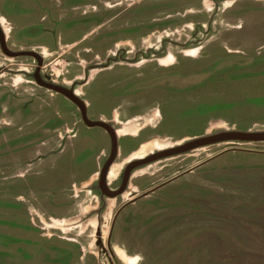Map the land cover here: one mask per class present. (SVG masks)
Instances as JSON below:
<instances>
[{"label":"rangeland","instance_id":"rangeland-1","mask_svg":"<svg viewBox=\"0 0 264 264\" xmlns=\"http://www.w3.org/2000/svg\"><path fill=\"white\" fill-rule=\"evenodd\" d=\"M45 1L0 0L5 47L39 59L38 66L32 57L0 52L1 136L34 131L29 155H13L20 143L2 150L0 264H264V142L215 144L145 169L149 180L159 179L148 206L161 207V217L174 218V226L164 232L155 219L124 229L115 221L112 239L127 254L116 249L112 255L106 243L113 201L95 188L107 138L101 129L78 126L75 106L31 78L36 70L42 81L72 89L90 118L111 109L121 114L129 93L146 91L145 108L128 114L145 111L132 120L139 136L116 142L117 171L108 177L113 187L133 157L122 158L149 140L154 143L137 154L202 134L264 131V0H223L218 10L212 0H82L78 9L59 8L64 19L53 29ZM166 15L174 16L176 28L162 21ZM196 23L209 28L203 32ZM168 39L193 43L168 46L166 56H180V64L165 60L168 67L155 72L168 76L147 86H135L131 71L104 64L138 48L149 52L140 57L151 56ZM133 42H139L135 48ZM11 106L18 110L12 117ZM140 175L133 173L130 189L145 181Z\"/></svg>","mask_w":264,"mask_h":264},{"label":"flooded vegetation","instance_id":"flooded-vegetation-1","mask_svg":"<svg viewBox=\"0 0 264 264\" xmlns=\"http://www.w3.org/2000/svg\"><path fill=\"white\" fill-rule=\"evenodd\" d=\"M80 1H82V0H75V2H73V0H58L57 5H52L51 0H46L45 1L46 2L45 14H46V19H47V26L51 29L59 26L60 22H62V20L64 19V18L59 17V14H58V12L60 10L59 8L67 7V6L71 5L70 10L78 9V7H82L81 4L78 5V3ZM195 1H196V5L197 4L202 5V1L204 2L205 0H194L193 3H195ZM209 1H211V0H209ZM96 3L99 4L100 2L97 1ZM222 3H223V0H212L211 4L214 6L212 9L218 10L217 7H219ZM72 4L74 5V7H72ZM113 6L114 5H112V7ZM190 11L191 10H187L186 12H190ZM191 12H193V11H191ZM196 12L198 14H200L199 11H196ZM175 16H176V14H175ZM173 17L174 16H167L166 15V17L162 21L164 22V20L170 19V20H167V22H170L171 23L170 27L173 28V27H175V24H173V23H175L174 22L175 20ZM196 25L201 27L203 32H205L207 30V28H209V27L204 26L200 23H196ZM205 28H206V30H205ZM193 31H194V28H192V32ZM158 32H163V27ZM108 37H110L109 33H107V35H105V38L102 42L104 43ZM168 40L170 42H165V41L159 42L157 47L153 48V49H155L154 50L155 52L151 56L146 57V55H145V56L140 57L141 55L148 54L149 52H148V50L141 51L138 48L134 52V56H131L129 58H126V57L121 58L119 56L115 57L113 55L111 59H106L104 61V64H106V66H108V64H110V63H113L114 65L116 64L115 67L111 66V67H109V69L122 68L124 70L131 71V73H130L131 77H132L131 82L136 83L135 86H137V87H140L141 85L147 86L150 83H152V82H148V81H151L153 78L160 77L159 75H162V74L167 75L165 73L161 74V73L155 72L156 69L159 70L160 68L168 67L164 63L165 60L171 59V61H172L171 65H179L180 64L177 60V58L180 56H169V58L166 56V54H167L166 49L168 46L177 48L178 47L177 43H178L184 48V46H191L193 43V42H180L179 43L177 40H173V41L171 39H168ZM192 41H194V40L192 39ZM138 43L139 42H133L131 44L132 48H135L134 46H136V44H138ZM147 49H150V47ZM123 53L125 54V52H123ZM140 59L142 61H140ZM117 60H123L124 62L123 63H117ZM102 69H107V68L102 67ZM87 71H89V70H87ZM172 75L173 74H171L169 76L173 77ZM175 75H177V74H175ZM145 92L146 91L142 92L140 90V92H134L135 94L129 93V98L127 100H125L126 101L125 107L123 106V110H121V114H120V118H121L122 122L132 121L136 117L135 116L134 117H128V116H130L128 114L137 112L141 108H145V106H143V98H142V96L144 95ZM140 93H141V97H138ZM78 100L82 102V105H80V107L77 108L75 106L76 111H77L78 126H83L85 128H88L83 123V120L86 119V120L91 121V122L98 121V122H102L104 124H107L108 127L111 128L112 131L114 132V126L116 124L122 123V122H118L117 120H115L114 114H113L114 113L113 109H111V111H109V113H107V114H101L100 113V114H96L95 116H93V118H90V115L88 114V111H87L88 105L84 102L83 99L78 98ZM14 107L15 106H11L9 108V111H8V113L10 114L11 117H12V115H14L18 111L17 109H14ZM24 108L28 109V105L25 106ZM145 110H147V109H145ZM144 112L141 113V115L138 114L136 119H140V118H142L143 115H146ZM156 115L158 116V118L160 117L158 112ZM133 123H134L133 125H138L136 122H133ZM93 128L101 129L103 131L105 137L107 138V141H108V146H107L106 151L105 152L102 151L101 155H100L103 159H102V161L98 167V174L97 175H99L100 170L102 169V167L104 166L105 162L108 160V158L110 157V154H111V142H110V136H111L110 133L111 132L109 130H105V129L99 128V127H93ZM139 132H140V130L137 132L136 135H134V137H138ZM32 134H34L33 129L31 130V133H29L27 131L21 137H13L12 138V136H11L10 138L6 139V138L2 137L1 133H0V159L3 157L2 150L6 149L9 144L16 145V144L20 143L18 150L21 151L20 154L11 152L9 155L12 156L13 153H14L13 155H20L21 157L29 155V145L32 142L30 143L28 141L30 139V135H32ZM199 136H201V135H199ZM21 141H23V142L25 141L27 143L24 144ZM182 142H184V141H180L178 143L180 144ZM178 143L174 142L171 146H169L167 148L158 149L157 151L165 150V149L174 147ZM155 152H152V153H155ZM152 153H150V154H152ZM148 155H146V156H148ZM146 156H142L141 158H137V159L135 157H133L131 160H128V162L125 163L120 168L119 172L116 174V176L113 180L116 183L113 187H109L111 182L108 181V174H109V171L112 169L113 164L117 158L116 155L114 156V159L112 160L111 165L108 168V170L105 172L104 176H102L101 179H99L97 176V178L95 179V188H96V191L98 192L99 196L101 198H108V199L113 201L114 210L110 214L109 228H108V234H107V243H106V248L108 249V251L110 253H112V255L115 254L114 250L112 249V246H111L112 243L114 242L112 237H113V226H114L115 221L117 222V221L122 220L124 222V224H123L124 229H126L129 226L134 225V224H139V225L151 224V225H154L153 221H155V219L162 220V222L164 223L163 228L165 227L164 232L167 231L168 225L174 226V225H172L174 218H172V217H161L162 216V213H161L162 208L161 207L153 206V205H151L152 203H150V205L148 206V202H146V199L148 198L149 194L152 193V191H154V190H151L152 185H155L154 182H158L159 179L149 180L148 177L152 176V174H150V175L145 174L144 170L149 169V168H151V166H154V165L159 164L161 162L174 160V159L181 157V156H184V157L188 156L189 157V154L185 153V154L176 155V156H168V157L158 158V159H155L154 161L148 162L147 164H144V165L136 166L133 168L127 167V165L130 162L138 161L140 159H143ZM166 165L167 164H162L161 166L164 167ZM5 167L6 166L0 164V170H2ZM126 168H127V170H126ZM137 171L139 173L142 172V175H140V176L142 178H145V181L139 182V184L136 185V187L130 189L129 186H130V183L132 180V175L134 172H137ZM166 181L164 180L163 182H166ZM161 183H162V181H161ZM161 183H158L157 185H159V186H157V187H161ZM111 195H113V196H111ZM124 195H125V197L126 196L127 197L124 198ZM107 196H111V197L109 198ZM156 224H158V223L156 222ZM154 230H155V234H159V235L161 234L160 228H159V232L156 229H154ZM121 253L124 255L127 254L126 250H124V249Z\"/></svg>","mask_w":264,"mask_h":264},{"label":"water","instance_id":"water-1","mask_svg":"<svg viewBox=\"0 0 264 264\" xmlns=\"http://www.w3.org/2000/svg\"><path fill=\"white\" fill-rule=\"evenodd\" d=\"M0 52L7 58H18V57H32L37 65L39 66V59L36 57V55L33 52L30 51H17V52H11L9 51L5 45H4V38L2 31L0 30ZM32 80L34 84L42 89L48 90L50 92H53L57 95L62 96L65 98L68 102L76 106L77 108L82 105V102L76 98L75 94L73 93L72 89H65L56 85H53L51 83H47L42 81L39 78V75L36 70H34V73L32 74ZM83 123L88 128L93 127H99L103 128L105 130H109L110 133V142H111V154L108 160L105 162L104 166L99 172L98 178L101 179L102 176H104L105 172L108 170V168L111 165L112 160L114 159V156L116 155V138L115 134L112 131L111 128L108 127L107 124H104L102 122H91L86 119L83 120ZM255 142H264V131H254V132H238V131H219L215 132L213 134H202L201 136H196L187 140H184V142L177 144L174 147L165 149V150H159L155 153L149 154L148 156L144 157L143 159H140L138 161L130 162L127 167L133 168L136 166L147 164L148 162L154 161L158 158L168 157V156H176L185 154L188 152H192L196 149L215 145V144H222V143H255ZM127 170V168H126ZM113 196V195H111ZM107 196V197H111Z\"/></svg>","mask_w":264,"mask_h":264},{"label":"crops","instance_id":"crops-1","mask_svg":"<svg viewBox=\"0 0 264 264\" xmlns=\"http://www.w3.org/2000/svg\"><path fill=\"white\" fill-rule=\"evenodd\" d=\"M114 118H118L120 116V114L117 112V111H114ZM118 116V117H117ZM140 127L139 126H132V121H124L122 123H119L117 126L115 125L114 126V134H115V138H116V142H119V140L121 138H124V137H130V138H137V137H134V135L137 134V130L139 129ZM151 143H154L153 141H150L148 143H145L141 146L140 149H138L137 151H130L129 154L122 158L123 160H127L131 157H135L136 159L137 158H141L143 155H140V154H137V152L141 151L142 150V147H145ZM118 143H116V156L118 155V146H117ZM160 146H158L159 148ZM135 154H137L136 156H134ZM195 165H198V164H195ZM194 165V166H195ZM199 166V165H198ZM115 168V172L117 171L116 167L113 165L112 169ZM115 174V173H114ZM180 173H177L175 174L173 177L179 175ZM172 177V178H173ZM112 249L115 251L116 249L119 250L120 252L123 251V248H121L116 242H113L112 243Z\"/></svg>","mask_w":264,"mask_h":264},{"label":"bare ground","instance_id":"bare-ground-1","mask_svg":"<svg viewBox=\"0 0 264 264\" xmlns=\"http://www.w3.org/2000/svg\"><path fill=\"white\" fill-rule=\"evenodd\" d=\"M114 172H115L114 169H112L111 171H109V175H108V177H112V175L114 174Z\"/></svg>","mask_w":264,"mask_h":264}]
</instances>
